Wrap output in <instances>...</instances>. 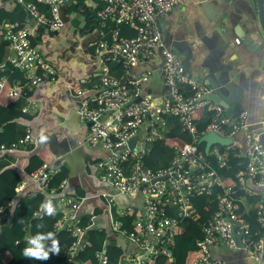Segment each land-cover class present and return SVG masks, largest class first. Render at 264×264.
<instances>
[{
	"label": "built area",
	"instance_id": "obj_1",
	"mask_svg": "<svg viewBox=\"0 0 264 264\" xmlns=\"http://www.w3.org/2000/svg\"><path fill=\"white\" fill-rule=\"evenodd\" d=\"M17 1L24 5L37 23H45L48 29L61 26L59 6L63 0ZM98 1L100 6L96 13L102 25L108 21L116 25L126 22L134 31L131 36H122L118 27L110 29L109 42L116 48V56H103L108 44L105 40L98 38L91 42L93 51L100 57V64L91 73L92 78L82 77L78 80L74 89L79 96L77 114L81 120L88 121L85 141L107 150V154L95 162L101 171L100 178L120 193H139L142 201L141 208L137 210L130 206H117L113 221L115 230L137 245L138 253L126 260H121L118 256L115 263H111L102 249L96 253L98 264H146L148 258L157 254L170 258L173 234L180 230L181 220L193 216L194 213L189 196L207 192L213 184L222 185V177L195 145L199 135L208 130L231 137V141L224 144L225 151L218 152L213 148L220 163L224 162L227 152H231L244 157V166L236 171L235 183L222 185L223 192L218 196L217 208L203 224L202 237L196 240L199 253L194 259V264H236L215 257L211 251V247L217 245L229 249L237 247L235 234L239 235L242 247L249 253L254 264H261L264 246L262 131L249 128L246 109L225 114L220 103L201 98L208 90L206 85L185 74L176 51L165 44L156 25L155 15L168 11L181 0ZM261 1L264 3V0ZM38 2L47 5L48 14L37 9ZM2 33L11 50L6 56V61L21 70L25 78L22 84L17 82V86L9 87L8 95L15 96L23 84L35 85L44 78L53 77V68L36 46L30 43V31L27 26L15 27L12 23H5ZM234 40L238 42L237 37H234ZM156 51L161 57L160 73L166 85L165 92L160 95L142 90V84L148 78V69L136 75H127L129 67L139 60L150 59ZM107 60L118 63V75L111 73ZM38 67L41 72H37ZM182 85L192 89L191 96L185 97L182 94ZM196 106H203L204 110L209 112V119L200 134L191 117V109ZM164 115H174L178 118L187 132L189 141L174 145L175 152L167 165L151 169L142 164L140 155L147 150L149 142L164 129ZM147 117H151L152 122L149 128L143 131L141 144L136 143L139 127ZM237 133H241L242 140L234 137ZM131 137L136 138L132 146L127 143ZM27 140L28 128L8 146L0 143V151L20 146ZM58 168V165L45 161L32 169L28 177L35 183V188L29 189L27 195H34L36 190L45 193L44 200L34 211L35 215L44 211L42 205L48 201L61 210L59 220L54 222L53 229L48 232L53 233L60 228L68 232L70 242L62 245L60 255L67 262L72 261L77 251L84 246L85 227L80 224L79 215L76 213L75 197L64 189V181L59 182L58 191L48 186L49 179ZM21 185L18 186L17 193L20 192ZM233 185L242 189L243 194H235ZM244 195L256 197V231L250 229L249 222L237 210ZM12 202L0 199V225L7 222ZM248 205L250 206V203ZM170 210L171 214L168 213ZM126 213H132L133 216L132 228L128 231L119 228L118 217ZM30 238L27 237L28 240Z\"/></svg>",
	"mask_w": 264,
	"mask_h": 264
},
{
	"label": "crops",
	"instance_id": "obj_2",
	"mask_svg": "<svg viewBox=\"0 0 264 264\" xmlns=\"http://www.w3.org/2000/svg\"><path fill=\"white\" fill-rule=\"evenodd\" d=\"M15 2L17 0H0V6L9 10ZM71 5L73 0H63L59 6L61 26L45 28L40 39L33 44L53 68V77L44 78L35 85L23 84L9 101L13 107L30 115L14 119L17 130L28 128L29 140L0 151V155L5 154L7 165L20 174L22 185L19 194L28 196L27 191L35 187V183L24 167L31 154L46 146L51 153L48 162L66 169L64 189L75 197L76 213L88 215L89 226L103 228L105 244L119 246V259L126 260L138 253V247L115 230L113 221L117 206L141 208V195L120 193L100 178L101 171L95 162L104 157L107 150L85 141L88 121L78 117L79 96L74 91L78 80L92 78L91 73L100 64L92 41L98 38L105 40L109 45L106 44L103 56H116V48L109 41L110 29L118 25H111L112 21L101 24L96 13L100 6L98 0H83L77 9ZM155 22L165 44L176 51L185 74L206 85L208 92L215 91L212 95L221 102L225 114L246 109L249 128L263 131L264 3L261 1L260 4L258 0H181L168 11L156 14ZM5 23L9 22L0 24L3 39ZM23 25L29 28L30 35L35 34L37 24L33 16L27 18ZM10 52L6 43L0 66L7 62L6 56ZM106 62L111 73L118 75V63ZM160 62L161 57L156 51L150 59L139 60L129 67L127 75L148 69L142 90L160 95L166 90ZM164 121L169 125L170 116L164 115ZM151 122V117L142 121L136 143L141 144L143 131ZM234 137L242 140L241 133ZM241 204L243 209L249 206L245 199ZM59 249L60 256L62 246ZM211 251L223 261L254 264L244 247L229 249L217 245L212 246ZM260 263L264 264V246Z\"/></svg>",
	"mask_w": 264,
	"mask_h": 264
},
{
	"label": "trees",
	"instance_id": "obj_3",
	"mask_svg": "<svg viewBox=\"0 0 264 264\" xmlns=\"http://www.w3.org/2000/svg\"><path fill=\"white\" fill-rule=\"evenodd\" d=\"M81 2V3H80ZM83 4V0H73V8L77 9ZM37 9L48 14V7L43 3H36ZM31 17L29 11L24 5L17 1L9 10L0 6V24L3 21L13 23L15 27L23 25L27 18ZM35 34L29 35L31 44L36 43L40 39V35L44 32L47 25L45 23L36 22ZM115 23L111 22V25ZM116 25V24H115ZM118 32L122 36H131L133 28L126 22L117 24ZM48 29V28H47ZM7 41L0 35V59L3 48ZM37 72H41V68H37ZM0 143L8 146L18 136L22 135L25 130H17L16 117L28 118L30 115L21 109H17L9 102L12 95L7 94V90L11 86H17V82L22 84L25 78L22 71L12 66L9 62L0 66ZM182 94L189 97L192 89L187 85H182ZM208 111L203 106H196L191 109L192 120L196 123L197 132L200 134L204 130L209 119ZM189 141L186 130L182 127L178 118L170 115V124L165 125L159 135H156L148 144L147 150L141 153L140 161L143 165L157 169L167 165L175 152L174 145H180ZM196 148L200 150L203 157L222 177V185L226 186L237 181L236 171L244 166V157L238 154L227 152L224 162L220 163L216 154L213 152L215 148L218 152L225 151V146L221 144L212 145L207 153L203 152V142H195ZM51 153L46 146H42L37 152L28 157L24 171L28 173L40 165L42 162L49 161ZM59 167V166H58ZM66 176L65 167H59L48 181V186L54 187L58 191V184L64 181ZM21 183L20 174L11 166L7 165L5 154L0 155V199L12 200V208L8 215L6 223L0 225V264H98L97 252L104 250L111 263H115L120 247L116 244H105V231L103 228L91 227L88 224V215H79L80 224L85 227L84 246L77 251L76 257L72 261L65 262L62 256L49 252V259L38 260L26 257L24 249L28 247L27 237H34L37 233L46 234L53 229V224L58 221L61 210L54 206L55 213L53 215L41 211L39 215H35L40 203L45 198V193L36 190L32 196H26L25 193L19 194L18 186ZM220 184H213L209 191L192 194L189 196V202L194 208L193 216L185 217L181 220V229L173 234L170 246V258L157 254L146 260V264H194V259L199 251L196 246V240L203 235L202 226L205 221L212 215L218 205V196L222 194L223 187ZM235 194L242 195V189L237 185H233ZM35 188V187H33ZM245 201L250 203L247 209H243L242 204L238 203V212L249 222L250 229L256 231L258 229L255 220V201L254 195H244ZM168 213H172L170 210ZM132 213H126L119 216L120 229L125 231L132 228ZM55 238L59 241V247L67 245L70 242L68 232L63 229H57L54 232ZM47 247L51 245V239L44 241Z\"/></svg>",
	"mask_w": 264,
	"mask_h": 264
},
{
	"label": "clouds",
	"instance_id": "obj_4",
	"mask_svg": "<svg viewBox=\"0 0 264 264\" xmlns=\"http://www.w3.org/2000/svg\"><path fill=\"white\" fill-rule=\"evenodd\" d=\"M44 211L53 215L55 213V208L51 201L46 202L42 205ZM51 239L50 247H46L44 241ZM28 247L24 249V255L29 258L38 259V260H47L49 259V252L54 254L59 253V241L55 238L54 233L48 232L46 234L37 233L34 237H31L28 240Z\"/></svg>",
	"mask_w": 264,
	"mask_h": 264
},
{
	"label": "water",
	"instance_id": "obj_5",
	"mask_svg": "<svg viewBox=\"0 0 264 264\" xmlns=\"http://www.w3.org/2000/svg\"><path fill=\"white\" fill-rule=\"evenodd\" d=\"M258 1L261 4V1L260 0H258ZM263 26H264V24H263ZM214 92H208L207 91L201 95V98H208L213 102H217V103L221 104V102H219V100L216 99V97H214V95H212V94H214ZM226 106L227 105H224V107H226ZM261 136H262L263 143H264V127H263V131H262ZM133 140H134V137L129 138L127 141L128 145H131ZM197 141L203 142V151H204V153H207V150L209 149V147L212 144H221V145L227 144L231 141V137L230 136H222V135H219L212 130H208V131L204 132L203 134L199 135ZM234 236H235L237 246L242 247V243L240 242L239 235L235 234Z\"/></svg>",
	"mask_w": 264,
	"mask_h": 264
}]
</instances>
